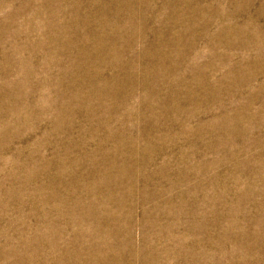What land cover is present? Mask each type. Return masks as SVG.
<instances>
[{
    "label": "rangeland",
    "instance_id": "obj_1",
    "mask_svg": "<svg viewBox=\"0 0 264 264\" xmlns=\"http://www.w3.org/2000/svg\"><path fill=\"white\" fill-rule=\"evenodd\" d=\"M0 264H264V0H0Z\"/></svg>",
    "mask_w": 264,
    "mask_h": 264
}]
</instances>
